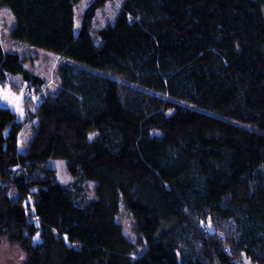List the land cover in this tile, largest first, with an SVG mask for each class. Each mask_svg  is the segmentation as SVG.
I'll return each instance as SVG.
<instances>
[{"label": "trees", "instance_id": "obj_1", "mask_svg": "<svg viewBox=\"0 0 264 264\" xmlns=\"http://www.w3.org/2000/svg\"><path fill=\"white\" fill-rule=\"evenodd\" d=\"M81 1L0 0L17 43L64 58L47 94L0 39V84L40 94L22 120L0 105V237L25 264H264V0H125L97 37L108 0L77 29ZM53 158L96 198L63 184ZM121 203L148 248L138 257Z\"/></svg>", "mask_w": 264, "mask_h": 264}, {"label": "rangeland", "instance_id": "obj_2", "mask_svg": "<svg viewBox=\"0 0 264 264\" xmlns=\"http://www.w3.org/2000/svg\"><path fill=\"white\" fill-rule=\"evenodd\" d=\"M93 0H82L79 4L75 6L76 9V27L77 29L81 24V17L85 8ZM125 0H108L104 3L102 7L96 13L94 17L92 34L94 37H97V33L100 28L105 27L108 24H111L115 21L116 15L122 8V5ZM15 17L8 8L0 7V39L2 46L6 51H15L21 54V56L26 57V66L35 71L40 77L44 78L45 85L44 88L47 94H52L53 92L58 91L61 88V81L58 76V70L61 66L60 64L64 61V58L51 52L42 47H33L31 45H26L21 42H16L10 34V31L15 25ZM96 40H98L96 38ZM82 67H89L87 64L78 63ZM15 84V86H13ZM26 83H23L21 77L12 76L9 79L7 85L0 84V105L7 106L15 111L18 115V118L22 120L27 114L26 111ZM29 100V99H28ZM30 101V100H29ZM37 121L27 122L24 124L20 134V150L27 146L28 141L33 137L34 130L33 124H36ZM50 166L56 170V175L58 179L65 184L66 186L72 187L75 191L77 190L76 180L67 172V167L65 160L61 158H53L50 161ZM83 185V190H80L78 195L79 198L83 201H91V199L96 198L95 187L93 181H86ZM121 209L118 213V221L123 227L125 235L130 238L133 243L136 244V251L134 257L142 255L148 248L147 245L139 243L140 235L136 230L135 220L131 213L126 210L127 208L123 203H121ZM27 256L20 249V247L12 243L6 236L0 237V264H25ZM239 264H257L252 261L249 257L243 255Z\"/></svg>", "mask_w": 264, "mask_h": 264}, {"label": "built area", "instance_id": "obj_3", "mask_svg": "<svg viewBox=\"0 0 264 264\" xmlns=\"http://www.w3.org/2000/svg\"><path fill=\"white\" fill-rule=\"evenodd\" d=\"M26 93L29 98H35L40 101V94L37 93L36 89L34 87L26 88Z\"/></svg>", "mask_w": 264, "mask_h": 264}, {"label": "crops", "instance_id": "obj_4", "mask_svg": "<svg viewBox=\"0 0 264 264\" xmlns=\"http://www.w3.org/2000/svg\"><path fill=\"white\" fill-rule=\"evenodd\" d=\"M21 132V131H20ZM19 140H20V137H19Z\"/></svg>", "mask_w": 264, "mask_h": 264}]
</instances>
